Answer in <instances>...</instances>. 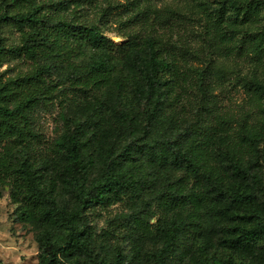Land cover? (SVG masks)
<instances>
[{
	"label": "rangeland",
	"instance_id": "374dc122",
	"mask_svg": "<svg viewBox=\"0 0 264 264\" xmlns=\"http://www.w3.org/2000/svg\"><path fill=\"white\" fill-rule=\"evenodd\" d=\"M28 1L30 3L0 0V16L26 13L36 1L41 5L39 15L46 20L45 33L48 34L60 31L54 32L59 29L56 23L64 20L96 24L113 43V51L126 45L135 35H157L163 42L189 48L191 54L184 56L185 62H181L183 53L177 54L179 60L174 61L176 80L170 94L172 107L164 112L162 121L154 127L162 135L176 138L185 129L198 132L204 126V119L210 129L203 132L213 134L211 128L215 129L222 119L230 134L238 139L237 136L246 137L245 130H257L264 121L260 107L263 101L245 87L242 80L250 77L253 69L257 70V59L258 79L264 80V52L250 53L249 37L244 30L231 36L227 21L220 33L215 32V14L219 10L218 2L223 0H67L65 5H59L58 0ZM257 1L263 4L259 22L249 27L253 32H262L264 44V0ZM1 33L6 38L7 48L21 47L31 30L19 29L9 20L2 26ZM35 38L37 43L30 45L40 55L39 60L30 59L22 51L16 56L6 53L0 63L2 86L9 79L31 74L46 60L44 54H52L49 60L51 75L45 79L47 85L51 82L49 95L34 113L36 137H27L25 141H0L1 264H38L43 229L36 222L37 211L29 202L31 194L23 173L24 164L37 169L39 175L34 181L41 182L42 176L46 190H52L50 185L53 182L55 186L59 185L58 157L52 143L58 135L68 131L82 141L85 151L94 160L90 165V178L99 177L112 168L133 173V158L132 161H123L122 158H126L124 151L133 146V139L142 138L147 132L143 127L145 119L133 117L132 84L124 83L119 88L110 74H88L78 63L75 66L71 57L57 58L56 51L39 45L41 36ZM200 74L204 75L203 84L198 78ZM239 151L245 158H253L247 147ZM141 164L145 176L159 188L164 187V182L171 183L170 189L177 192L175 204L156 202L161 190L153 189L147 190L140 201L133 199V195H126L90 209L83 223L91 236L89 251L93 258L98 256L113 261L120 254L123 264H147L145 253L157 254L162 246L147 241L140 245L139 251L135 247L137 238L154 236L159 225L171 219L200 222V205L206 194L199 175L195 178L187 172L172 170L169 164L152 165L147 161ZM208 166L218 174L223 171L214 159L208 160ZM259 175L264 189V171ZM62 192V184L52 190L61 205L68 199ZM192 239L189 234L178 240L175 253L168 257L169 264H177L186 255ZM222 239L224 235L214 239L219 248Z\"/></svg>",
	"mask_w": 264,
	"mask_h": 264
},
{
	"label": "trees",
	"instance_id": "16d2710c",
	"mask_svg": "<svg viewBox=\"0 0 264 264\" xmlns=\"http://www.w3.org/2000/svg\"><path fill=\"white\" fill-rule=\"evenodd\" d=\"M66 2L58 0L57 3L65 5ZM218 4L215 32L220 33L227 21L226 27L230 29L231 36L244 30L249 37L250 53H263L262 32H253L249 27L259 22L262 2L223 0ZM31 5L32 8L26 13L0 16V63L6 53L16 56L22 51L30 59L39 60L40 55L30 43H37L35 37L41 36L39 45L56 51L57 58L71 57L75 60V66L78 63L88 74H110L119 88L124 83L132 84L133 117L136 116V120L145 119L143 127L147 130L146 135L133 139V146L126 147L124 151L126 158H122L123 161H132L133 158V173L112 168L99 177L91 178L90 165L94 160L85 151L82 141L68 131L58 135L52 146L58 157L59 185L56 186L62 184V194L68 196L67 203L63 205L57 203L56 195H52V190H56L55 183L50 185L52 190H46L42 176L41 182L34 181V177L39 175L37 169L28 163L23 165L31 194L29 202L36 209V222L43 229L38 264H123L120 254L113 261L92 257L89 251L91 236L84 228V216L90 209L126 195H133V199L140 201L147 190L153 189L161 190L156 202L175 204L177 192L170 189L171 183L164 182L162 188L155 185L152 179L145 176L142 161L152 165L169 164L172 170L187 172L195 178L199 175L206 194L200 205V222L171 219L159 225L154 236H142L135 240V247L139 251L140 245L147 241L162 246L157 254L145 253L147 264H169L168 257L175 253L178 240L189 234L193 237L191 249L177 264H263L264 189L259 174L264 171V148H260L264 145V121L257 130H245L246 137L237 136L238 139L230 134L222 119L215 129L211 128L213 134L203 132L210 129L204 119V126L198 132L185 129L176 138L162 135L154 127L160 124L164 112L172 107L170 94L176 80L174 61L179 60L177 54L183 53L181 62H185L184 56L191 54L189 48L163 42L157 35H135L126 45L113 51V43L96 24H76L64 20L58 21L56 25L59 29L54 30H60L63 34L60 35V31L48 34L45 33L46 20L39 15L41 5L36 1ZM9 20L19 29L31 30L21 47L7 48L6 38L1 35L2 26ZM51 55L48 52L44 54L46 60L31 74L9 79L0 86V141H25L27 137H36L33 131L34 113L49 95L51 82L47 85L45 79L51 75ZM257 60V70L253 69L250 77L242 80L243 85L263 101L260 107L264 119V80L258 79ZM200 76L198 78L203 84L204 75ZM200 137L203 139L199 140ZM244 147L250 150L253 160L241 154L239 150ZM202 150L205 153H201ZM213 159L217 167L223 170L219 174L208 166V160ZM222 235L224 239L219 248L214 239Z\"/></svg>",
	"mask_w": 264,
	"mask_h": 264
}]
</instances>
